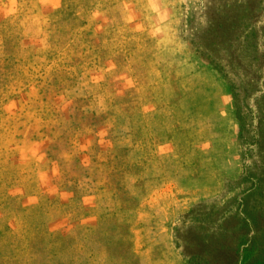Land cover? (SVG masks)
Listing matches in <instances>:
<instances>
[{
	"label": "rangeland",
	"instance_id": "obj_1",
	"mask_svg": "<svg viewBox=\"0 0 264 264\" xmlns=\"http://www.w3.org/2000/svg\"><path fill=\"white\" fill-rule=\"evenodd\" d=\"M0 100L4 161L36 189L19 216L0 209L19 240L52 204V236L106 216L135 264L168 254L157 222L183 264H264V0H0ZM158 127L186 137L188 171L159 191ZM102 248L93 264H111Z\"/></svg>",
	"mask_w": 264,
	"mask_h": 264
},
{
	"label": "trees",
	"instance_id": "obj_2",
	"mask_svg": "<svg viewBox=\"0 0 264 264\" xmlns=\"http://www.w3.org/2000/svg\"><path fill=\"white\" fill-rule=\"evenodd\" d=\"M55 16L56 14L53 13L52 17ZM52 20V26L55 31L57 21H55V18ZM7 61H9V57L5 56L2 59L4 66H6ZM2 105L4 104H0V107ZM159 109L158 113L161 111ZM78 116L83 119L87 118L80 113H78ZM1 118H5L2 112H0V120ZM95 118L89 117L91 120ZM1 133L2 131L0 130V209L4 211L6 219H10L20 215L21 200L33 197L36 189L32 182H25L22 175L12 165L4 161L3 145L16 137L13 136L12 124L9 123L6 128L5 133L7 134L2 135ZM65 138L68 137L65 135V131H62L58 137H52L51 140L54 142L67 140L68 142V139ZM92 150L95 154L97 153L95 147H92ZM19 186H24L21 196L15 191L20 189ZM46 206L49 207L52 204L45 205L39 210L31 211L22 216L27 224L24 240H19L16 235L10 232L6 225H0V264H93L91 261L92 255L90 254L96 244L103 246L102 250L110 258L111 264H118L115 252L116 249L121 247L126 249L128 256L127 261H123L122 264H135L133 254L128 250L127 234L124 226L113 223L106 216H98V225L95 232L90 233L79 230L72 232L67 237L52 236L43 218V210H45ZM100 208L102 214L109 212L108 206L104 207L102 205ZM129 215L134 218L135 210L129 211ZM111 226L122 235H120L119 239H113L109 234ZM140 264L146 263L141 259Z\"/></svg>",
	"mask_w": 264,
	"mask_h": 264
},
{
	"label": "crops",
	"instance_id": "obj_3",
	"mask_svg": "<svg viewBox=\"0 0 264 264\" xmlns=\"http://www.w3.org/2000/svg\"><path fill=\"white\" fill-rule=\"evenodd\" d=\"M159 34V32H158ZM162 37H165L162 35ZM159 114V113H158ZM184 137V138H183ZM158 191L162 189L165 183L178 182L183 179V175H187L188 171L186 169L177 170L175 165L176 151L181 145V139L186 142V137L183 134H177L172 131L161 132V128L158 127ZM183 143V141H182ZM187 145V144H186ZM202 145H205L203 143ZM210 147L202 148L203 152H208ZM163 190V189H162ZM157 222L155 226H150L147 229V234H149L150 241L156 240V244H160L163 241L166 242L165 247L167 248L168 254L159 257L157 260L150 258L145 252L142 255V259L146 264H183L182 261L171 251L169 243L162 231V225ZM162 231V232H161ZM154 235V236H153ZM160 239V240H159ZM150 252V249H147ZM148 252V251H147ZM148 257V258H147Z\"/></svg>",
	"mask_w": 264,
	"mask_h": 264
}]
</instances>
